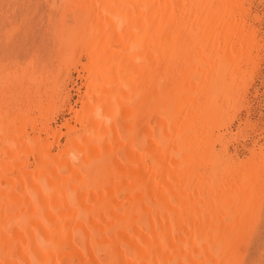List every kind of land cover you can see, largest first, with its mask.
Instances as JSON below:
<instances>
[{"label": "bare ground", "instance_id": "bare-ground-1", "mask_svg": "<svg viewBox=\"0 0 264 264\" xmlns=\"http://www.w3.org/2000/svg\"><path fill=\"white\" fill-rule=\"evenodd\" d=\"M81 1L63 19L92 99L55 132L0 108V264H236L254 192L206 215L192 187L214 106L254 71L248 1Z\"/></svg>", "mask_w": 264, "mask_h": 264}, {"label": "rangeland", "instance_id": "rangeland-1", "mask_svg": "<svg viewBox=\"0 0 264 264\" xmlns=\"http://www.w3.org/2000/svg\"><path fill=\"white\" fill-rule=\"evenodd\" d=\"M76 1L80 3L81 0ZM76 1L0 0V108L5 107L6 112H9L10 101L13 98L22 99L19 114L23 118L19 122H23L24 127L34 123L37 131H40L41 126L46 123L55 132L72 116L70 107L74 112L80 110V97L85 100L92 99L86 93L85 77H82V74L85 75L83 65L88 58L87 48L80 51L78 38L74 35L69 37V27L64 26V19L72 15L77 6ZM223 1H218L220 8L228 0ZM242 1H248L246 4H250L248 6L251 8H247L245 4L243 18L252 35L256 37L251 41L257 49H254L256 53L253 52L252 57L256 64L250 61L254 65L253 73L249 71L243 79L245 81L239 79L230 96H220L221 106H214L216 109L212 110L209 120L214 129L210 130V137L205 139L207 142L202 144L206 147L201 148L203 154L201 165L197 168L200 170L196 171L197 184L195 183V187L192 185V189L197 187L198 207L208 215L217 207L220 195L227 189L226 185L229 184L232 189L231 196L237 193L240 183L248 187L243 192L253 188L249 191L254 192L255 196L250 203L249 218L252 220L243 230L244 234L240 237L242 243L238 242L236 264H264V1ZM90 2L91 0L88 1ZM84 33H80L81 39L85 37ZM214 92L213 100L218 91ZM153 119L155 122L154 116ZM154 124L156 127V122Z\"/></svg>", "mask_w": 264, "mask_h": 264}]
</instances>
